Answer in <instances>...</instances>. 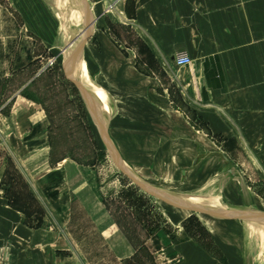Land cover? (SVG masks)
Wrapping results in <instances>:
<instances>
[{
  "label": "crops",
  "instance_id": "obj_1",
  "mask_svg": "<svg viewBox=\"0 0 264 264\" xmlns=\"http://www.w3.org/2000/svg\"><path fill=\"white\" fill-rule=\"evenodd\" d=\"M94 8L96 30L85 47L94 91L103 94L105 104L114 101L116 114L109 110L113 118H105L106 127L119 153L145 182L172 193L177 189L171 178L191 173L189 159L195 167L200 164V157L192 156L202 143L200 130L179 108L170 107L167 80L177 71L179 54L195 61L185 68L190 76L182 82L202 106L209 132L227 130L225 121L246 122L253 112L255 135L264 136V0H117L110 7ZM50 25L48 10L39 4H0V133L7 139H31L33 130L47 122V107L28 91L53 59ZM38 58L47 59L40 68ZM29 141L6 144L9 153L34 154L27 162L21 160L25 168L37 163L35 154L48 152L45 143ZM208 149V158L220 157L221 152ZM134 153L150 159L170 153L173 163L164 167L162 182L146 177L152 167L129 156ZM222 157L229 165L230 158ZM0 168L4 175L8 166ZM76 185L80 191L87 187V200L94 201L96 208L88 215H104L97 208L103 202L99 186L87 179ZM106 227L99 231H115L112 225ZM59 231L28 225L23 211L0 197V264H87L81 256H66L72 242L66 230ZM26 248L30 253L24 258Z\"/></svg>",
  "mask_w": 264,
  "mask_h": 264
},
{
  "label": "rangeland",
  "instance_id": "obj_2",
  "mask_svg": "<svg viewBox=\"0 0 264 264\" xmlns=\"http://www.w3.org/2000/svg\"><path fill=\"white\" fill-rule=\"evenodd\" d=\"M90 1L100 8L110 7L117 0ZM0 4H39L46 8L55 45L51 55L54 64L47 65L28 91L47 107V122L33 130L31 139L20 137V132L19 137L8 139L0 133V165L8 166L4 175L0 168V177L3 176L0 197H5L10 207L22 210L28 225L66 230L73 246L65 250L66 256H81L87 264H264V227L260 219H264V136L255 135L253 112L246 122L225 121L227 130L209 132L210 122L205 121L202 106H197L198 101L190 95V86L182 82L190 76L189 71H184L187 66L175 65L177 71L167 80L168 95L173 101L170 107L179 108L190 124L200 130L198 139L202 143L192 154L194 158L200 157V164L195 167L190 158L186 166L191 173L171 178V186L177 189H172L171 195L195 205L152 196L114 163L85 99L73 82L82 83L97 101L85 53L90 30L82 35L83 46L74 53L77 58L72 59L64 49L72 39L71 34L76 35L80 28L71 26L73 17L62 14L55 0H0ZM58 5L62 7L59 0ZM37 61L40 68L47 59ZM194 62L192 59L188 67ZM64 63L73 81L65 72ZM10 91L8 96L14 92ZM109 110L116 114L113 100L111 105L104 101L103 108L100 110L98 106L95 110L105 125V118L110 122L113 118ZM7 127L15 132L13 125ZM27 138L31 140L29 144L45 143L48 152L40 157L35 154L32 160L37 163L25 168L21 160L27 162L34 154L9 153L6 144L10 141L15 147L16 140L21 144ZM211 146L221 152L220 157H207ZM153 155L155 159L143 153L129 154L140 157L134 158L136 161L150 164L152 170L144 173L146 177L162 182L164 167L173 163L172 158L170 153ZM222 155L230 158L229 165ZM62 161L64 164L58 166ZM85 179L94 181L102 192V205L97 206L103 211L102 216L88 215L96 208L94 201L87 200V187L80 191L76 185ZM205 182L208 185L202 187ZM246 207L258 210L254 211V218L262 238L258 229L256 235L250 233L249 220L246 222L243 217ZM106 225L114 226L115 231L100 232ZM29 253V249H24L23 257Z\"/></svg>",
  "mask_w": 264,
  "mask_h": 264
},
{
  "label": "water",
  "instance_id": "obj_3",
  "mask_svg": "<svg viewBox=\"0 0 264 264\" xmlns=\"http://www.w3.org/2000/svg\"><path fill=\"white\" fill-rule=\"evenodd\" d=\"M83 6L85 8V15L87 17L86 30H90V32L88 33V36H87V40H88L93 35V30H94L93 27H94V24L96 22V19H95V17L94 18L92 17V13L90 10V4L87 1L83 2ZM77 35L78 34H76L74 39H76ZM82 42L83 41L79 42L75 46L74 53H76L83 46ZM71 45H72V43L66 44L64 50L68 49ZM63 65H64L65 72L67 73L68 77L71 79L69 72H68V68L66 67V64L64 63ZM73 82L76 85V87L80 90L83 98L85 99L86 103L90 106V108L96 107V101L94 99H92L91 95L86 90V88L82 87L80 84H78L75 81H73ZM92 114L94 115V113H92ZM94 120H95V118H94ZM98 132H99V135H100L103 143L105 144L110 156L112 157L114 163L137 186H139L141 189H143L145 192H147L148 194H150L152 196H157V197H160L162 199L168 200V201L176 203V204L190 205V206L195 205V204H193L191 202H187V201L186 202L178 201L172 197L173 196V195H171L172 193L163 191V190L156 188V187L148 184L147 182H145L142 178H140L135 173L133 168L124 160L122 155L119 153L118 149L116 148V146H115V144H114V142L110 136L109 130L105 129V128L98 127ZM253 215H255V212L252 209V207H246V209L244 210V214H243L244 221L247 222L248 220L254 218Z\"/></svg>",
  "mask_w": 264,
  "mask_h": 264
},
{
  "label": "bare ground",
  "instance_id": "obj_4",
  "mask_svg": "<svg viewBox=\"0 0 264 264\" xmlns=\"http://www.w3.org/2000/svg\"><path fill=\"white\" fill-rule=\"evenodd\" d=\"M57 2V7L59 8L60 12H62V14L67 15V17L71 18L73 17V23L71 24V26H77L76 28H80V32L78 31V35L75 38V33L71 34L72 35V39H70L69 43L67 44H71L72 45L66 49L64 51L65 54H71V58H75L76 57V53L74 54V51H75V46H76V43H79L81 42V37L84 33H86V22H87V17L85 15V8L83 6V2L84 1H87L89 4H90V10H91V13H92V17L94 18L95 17V11L96 9L94 8V6L92 5L91 1L90 0H68L71 4H68L67 0H59L62 7L60 5H58V0H55ZM64 11V13H63ZM61 14V13H60ZM83 22V23H82ZM94 31L96 30V26L94 24V27H93ZM78 30V29H77ZM88 33V32H87ZM82 48V47H81ZM78 52V51H77ZM82 55V54H81ZM80 56V55H79ZM77 58V57H76ZM82 58V57H81ZM83 62V60H82ZM86 69V67H85ZM86 72L87 69H86ZM82 87H84V85L82 83H79ZM99 85V84H97ZM97 87V86H96ZM94 89V88H93ZM88 91V90H87ZM108 93V92H107ZM95 94H96V97H97V101H96V107H93V108H90V106L88 105V109H89V112L91 113L92 117L95 118V123L97 124V128L98 127H101V128H105L107 129L106 125L104 124L103 120L101 121L100 118H99V114L95 111L97 109V107L99 106L100 110H101V107L103 108V105H104V98H103V94L100 92V91H97L95 90ZM92 97V96H91ZM106 98V97H105ZM93 99V97H92ZM124 105V104H123ZM131 106V105H130ZM94 113V115L92 114ZM137 117V116H136ZM93 118V119H94ZM103 119V118H102ZM140 129V128H139ZM109 155V154H108ZM111 158V157H110ZM222 161V160H221ZM220 162V161H219ZM222 164V163H221ZM147 174V173H146ZM139 175V174H138ZM243 177V176H242ZM144 178V177H143ZM148 181V180H147ZM150 182V181H149ZM254 205V204H253ZM257 210V209H254V211ZM258 211V210H257ZM254 216V215H253ZM262 223H263V227H264V219L263 218H260ZM256 229L259 230V234H260V238L263 237L262 235V232L260 230V227L259 225H257L256 221H255V218H252L249 220V231L250 233H252V235L255 234L256 232ZM256 235V234H255ZM260 246V245H259ZM260 248V247H259ZM263 249V247H262Z\"/></svg>",
  "mask_w": 264,
  "mask_h": 264
},
{
  "label": "built area",
  "instance_id": "obj_5",
  "mask_svg": "<svg viewBox=\"0 0 264 264\" xmlns=\"http://www.w3.org/2000/svg\"><path fill=\"white\" fill-rule=\"evenodd\" d=\"M192 63V58L185 54V53H182V54H179L178 56L175 57V65L179 66V67H184V66H188ZM54 64V60L51 59L49 62H48V65L51 66Z\"/></svg>",
  "mask_w": 264,
  "mask_h": 264
}]
</instances>
